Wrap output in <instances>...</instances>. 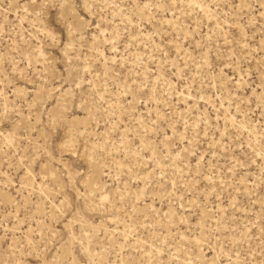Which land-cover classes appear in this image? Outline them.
Here are the masks:
<instances>
[{
    "label": "rangeland",
    "instance_id": "1",
    "mask_svg": "<svg viewBox=\"0 0 264 264\" xmlns=\"http://www.w3.org/2000/svg\"><path fill=\"white\" fill-rule=\"evenodd\" d=\"M213 261L264 264V0H0V264Z\"/></svg>",
    "mask_w": 264,
    "mask_h": 264
},
{
    "label": "bare ground",
    "instance_id": "2",
    "mask_svg": "<svg viewBox=\"0 0 264 264\" xmlns=\"http://www.w3.org/2000/svg\"><path fill=\"white\" fill-rule=\"evenodd\" d=\"M36 1V0H35ZM53 0H43V3H46V2H52ZM62 110L63 108L61 107H58L55 111H54V115L55 116H62ZM63 117V116H62Z\"/></svg>",
    "mask_w": 264,
    "mask_h": 264
},
{
    "label": "snow or ice",
    "instance_id": "3",
    "mask_svg": "<svg viewBox=\"0 0 264 264\" xmlns=\"http://www.w3.org/2000/svg\"><path fill=\"white\" fill-rule=\"evenodd\" d=\"M213 264H215V261H213Z\"/></svg>",
    "mask_w": 264,
    "mask_h": 264
}]
</instances>
